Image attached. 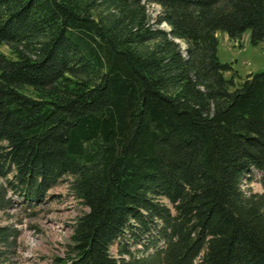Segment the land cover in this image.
<instances>
[{"label":"trees","instance_id":"trees-1","mask_svg":"<svg viewBox=\"0 0 264 264\" xmlns=\"http://www.w3.org/2000/svg\"><path fill=\"white\" fill-rule=\"evenodd\" d=\"M245 32L264 0H0V214L64 179L86 212L51 264H264V72L217 58Z\"/></svg>","mask_w":264,"mask_h":264},{"label":"rangeland","instance_id":"rangeland-1","mask_svg":"<svg viewBox=\"0 0 264 264\" xmlns=\"http://www.w3.org/2000/svg\"><path fill=\"white\" fill-rule=\"evenodd\" d=\"M146 10L152 24L159 8L148 5ZM158 28L167 29L164 24ZM248 37L249 33L245 32L240 40L231 41L223 33L216 34L217 58L220 63L230 66L224 77L228 79L232 74L234 87L248 74L264 72V45L251 46ZM179 47L183 48L180 42ZM0 53L8 56L7 48L0 46ZM242 189L255 194L263 193L259 175L251 173ZM12 199L6 214H0V227H12L18 232L15 252L9 258L13 264H51L55 257H65L70 227L77 216L86 212V208L69 194L66 181L62 179L36 201L21 203L14 195ZM110 251L116 254V244L110 246Z\"/></svg>","mask_w":264,"mask_h":264}]
</instances>
